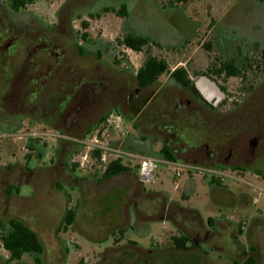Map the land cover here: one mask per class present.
I'll list each match as a JSON object with an SVG mask.
<instances>
[{
  "label": "flooded vegetation",
  "instance_id": "flooded-vegetation-1",
  "mask_svg": "<svg viewBox=\"0 0 264 264\" xmlns=\"http://www.w3.org/2000/svg\"><path fill=\"white\" fill-rule=\"evenodd\" d=\"M32 1L0 0V141L6 144L10 129L33 127L52 131L46 133L51 141L30 135L21 156L8 162L0 157V221L4 233L12 221L24 224L42 249L17 258L0 239V264H66L69 240L61 232L76 223L95 230L90 217L109 228L113 240L99 252L98 264H264V207L249 221L237 219L242 208L264 202V16L257 14L264 0H233L214 23L227 21L225 30L212 25L208 31L215 36L216 30L221 41L217 56L198 63L213 50L211 42H201L174 66L153 50L175 45L166 47L152 29L126 27L111 41L90 32L91 20L109 14L127 23L126 0H60L54 10L37 14L27 11ZM250 11L256 12L252 18ZM128 36L146 40L137 67L121 55ZM148 56L168 68L140 82ZM176 69L180 77L173 75ZM203 82L211 89H201ZM111 129L120 131L109 138L112 144L192 166L174 177L161 165L151 180L160 173L175 180L186 174L174 186L177 198L147 188L128 166L106 174L94 159L93 171L83 162L76 174L79 140ZM34 158L37 164H31ZM224 177L246 190H230ZM24 186L31 193H22ZM198 187L219 213L204 219L190 207ZM154 222L167 226L161 242L144 248L128 235H144Z\"/></svg>",
  "mask_w": 264,
  "mask_h": 264
},
{
  "label": "rangeland",
  "instance_id": "rangeland-1",
  "mask_svg": "<svg viewBox=\"0 0 264 264\" xmlns=\"http://www.w3.org/2000/svg\"><path fill=\"white\" fill-rule=\"evenodd\" d=\"M126 1L130 5V19L127 23L115 18L112 14H109L107 17H102V19L96 18L91 20L90 32L92 34L102 33V36L105 40L111 41L112 38L118 39L121 37L124 34L126 27L133 29L138 27H143V29H152V32L157 34L158 38L163 41L166 47L175 45L171 48L164 47L153 50L157 56L165 58L170 66H174L178 62H184L191 58L190 56L192 52L201 42H211L213 50L206 53L204 52L203 56L198 57V63H204V59L208 61L212 60L215 55L217 56V52L219 51L216 49L220 50L218 47L220 46L218 45V42L221 43V41L216 34V30H225L224 25L227 23V21L223 20L222 22H219L218 25H214V23H218L216 20L220 16V12L224 11L233 0H187L178 3L176 2L177 0ZM58 2H60V0H33L32 3L28 4L26 8L27 11H32L33 13L37 14L45 11L48 7H50L51 10H54L56 3ZM51 3L53 4L52 6L50 5ZM258 6L260 8L257 9V14L259 12L263 17L264 3ZM252 14L256 15V12L251 13L250 11L248 18H252ZM211 20L214 21L213 24H210ZM212 25L213 28L215 27L216 29L213 32L215 36H211L210 33L208 34V31ZM119 27L123 28L122 33L119 32ZM141 58L142 54L137 57V62H140ZM120 131L125 132L126 128L121 127ZM120 131L117 129H111L108 130L107 133L106 131L97 132L99 136L104 135L106 136L105 138H113L119 135ZM6 133H8V136H5V140H3L6 142V144H3L0 141V157H3V162L14 160L25 152L23 148L25 137L39 134V140L50 142L51 140L46 133L50 134L52 131L47 132L44 129L33 127L32 129H10V131H7ZM86 138H88V136ZM85 154L87 156L84 158ZM74 160L75 164L78 165V169L80 170L76 171V174L78 175L82 174L81 171H83V162H88L89 167L86 169V171H93L96 168V165H98V162L94 160L90 153L87 152L86 147L83 146L76 153ZM37 162L38 160L34 158L31 164H37ZM45 162H47L46 158ZM131 168H133V165ZM185 175L175 180L170 175L160 173L153 181L146 182L145 186L147 188L164 190L173 198H177L178 194L174 186L175 184L181 185ZM222 184L236 193L246 190V187L242 182L230 177H224ZM73 189L74 190L72 191L70 188L64 187L65 191L75 195L77 188L75 187ZM22 193H31L29 186H24L22 188ZM205 194L206 189L204 187H198L190 201V203L193 205L190 207L195 208L199 212L200 216L204 219L219 213V206H212ZM259 199L260 201L257 202L255 206L242 208L239 214H237V219L249 221L255 215L256 208L258 206L264 207L260 206L264 204L263 199ZM72 207L77 208V206ZM88 221L95 224L93 227L95 230H92L88 227H80V224L76 223L74 228L70 227V230L67 232L68 235L67 233L61 232L60 236L69 240L70 253L66 264H98L99 252L102 251L103 248L112 246L113 240L111 232H109V228L99 226V224L95 222L96 220H92L91 217L88 219ZM165 226L166 224H162L161 222H154L152 223L151 230L148 233L139 235L134 230H129L128 235L144 248H147L152 242H161L163 237L162 230H165ZM23 259L28 262L32 261L27 255H24ZM106 264L110 263L107 262Z\"/></svg>",
  "mask_w": 264,
  "mask_h": 264
},
{
  "label": "built area",
  "instance_id": "built-area-1",
  "mask_svg": "<svg viewBox=\"0 0 264 264\" xmlns=\"http://www.w3.org/2000/svg\"><path fill=\"white\" fill-rule=\"evenodd\" d=\"M140 54V51L134 50L127 45L122 46V58L128 60L134 67L139 65L136 59ZM105 137L104 135L99 136L96 130L91 132L88 138L79 140V143H81L83 147H86L87 152L103 165V167L107 166L112 161L120 160L129 168L133 165V168L138 171L140 178L145 182L151 181L157 175L158 168L161 165L165 166L167 172L174 177H179L183 171L192 169L190 164L178 160H171L159 155L137 154L132 150L110 143L109 138ZM94 152H98L97 157L93 156ZM86 156L85 154L84 158Z\"/></svg>",
  "mask_w": 264,
  "mask_h": 264
},
{
  "label": "trees",
  "instance_id": "trees-1",
  "mask_svg": "<svg viewBox=\"0 0 264 264\" xmlns=\"http://www.w3.org/2000/svg\"><path fill=\"white\" fill-rule=\"evenodd\" d=\"M32 0H26L30 2ZM124 12V11H122ZM123 42L134 50H141L146 44V40L142 38L125 37ZM168 68L167 63L162 60H158L155 57L148 56L144 62L143 67L139 71L140 82H146L150 77L155 79L159 74L166 71ZM181 74L180 69H176L173 75ZM149 77V78H148ZM182 78V77H181ZM94 157L98 156V152L93 153ZM166 158L174 160L173 157L166 155ZM127 166L124 165L120 160L110 162L106 166V174H114L127 170ZM72 218L71 213L68 214L66 222L70 223ZM3 225L0 221V239L5 249L9 250L13 257H20L24 252H40L42 246L35 234L31 229L22 223L12 221L10 230L6 233L3 231Z\"/></svg>",
  "mask_w": 264,
  "mask_h": 264
},
{
  "label": "water",
  "instance_id": "water-1",
  "mask_svg": "<svg viewBox=\"0 0 264 264\" xmlns=\"http://www.w3.org/2000/svg\"><path fill=\"white\" fill-rule=\"evenodd\" d=\"M201 89H211V84L209 82H203L201 85Z\"/></svg>",
  "mask_w": 264,
  "mask_h": 264
}]
</instances>
